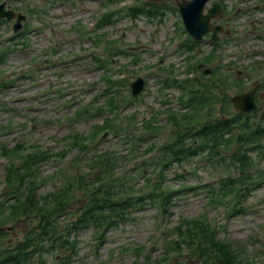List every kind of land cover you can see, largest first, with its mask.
Segmentation results:
<instances>
[{
  "label": "rangeland",
  "instance_id": "rangeland-1",
  "mask_svg": "<svg viewBox=\"0 0 264 264\" xmlns=\"http://www.w3.org/2000/svg\"><path fill=\"white\" fill-rule=\"evenodd\" d=\"M146 1L0 0L5 10L24 16L16 34L9 28L15 18L0 19V53L4 54L0 60V226H13L1 234L0 249H13L47 215L35 211L22 220L21 212H11L16 197L49 192L59 197L68 189L67 194L61 193L62 207L49 214L56 234L46 245L55 243L56 247L45 252L41 261L34 258L26 264H209L208 253L197 256L191 249H197L195 243L187 249L179 235L188 234L185 223L195 220L216 230L211 240L222 242L226 253L238 254L239 264H264V139L248 145L238 142L236 136L243 132L238 119L231 126L235 137L230 147L217 149L209 134L205 141L212 151L206 147L182 163L171 162L166 169H162L161 148L172 131V140L186 132L185 123L173 125L172 113L193 114L191 130L221 118H235L237 112L227 97L264 82V62L251 70L232 63L230 74L226 66L232 53L249 66L259 60V54L248 53L264 48V0H257V11L229 8L226 1L228 13L214 21H221L231 33L219 39L222 42L216 50L206 35L191 52L185 50L191 37L174 0L166 1L168 6L155 16L123 15L111 23L101 21L107 12ZM241 31H248V38L239 40ZM236 70H243V80H236ZM138 76L145 80L144 89L133 99L130 84ZM185 78L196 80L191 89L202 97L214 95L209 100L212 113L184 107L186 92L182 93L177 80ZM260 88L257 109L247 117L252 128L264 111ZM106 120L120 132L113 134ZM219 133L223 140L228 136L226 131ZM188 140L183 141L187 146ZM193 143L191 151L201 145ZM247 146L252 149L244 151ZM236 147L250 162L245 170L235 164ZM42 150L47 153L44 160L24 163L21 159ZM104 152L111 155L114 172L124 176L127 190L135 197L145 191L146 178L156 182L162 177L157 192L171 194L167 213L146 199L113 228L69 226L88 200L78 179L89 180V189L98 184L93 177L105 167L97 166L93 156ZM143 163H147L145 170ZM21 165L22 172L18 170ZM19 172L27 174L24 185L14 177ZM225 178L244 184H237L236 192L226 197L212 198L208 190L218 189ZM57 232L67 234L62 247ZM171 239L177 247L166 253L163 240ZM219 248L211 264L212 259H222L219 256L224 252Z\"/></svg>",
  "mask_w": 264,
  "mask_h": 264
},
{
  "label": "trees",
  "instance_id": "trees-1",
  "mask_svg": "<svg viewBox=\"0 0 264 264\" xmlns=\"http://www.w3.org/2000/svg\"><path fill=\"white\" fill-rule=\"evenodd\" d=\"M108 1L112 2L113 0ZM167 6L168 5L166 2L155 3L153 1H146L138 6L130 7L125 10L120 9L107 12L103 15L101 21H103V24L111 23L119 16L123 15H129L132 18L138 17L142 14L155 16ZM187 47H193L192 43L191 45H187ZM227 77L228 76H225V78ZM179 85L183 90L189 88L191 91L193 81L184 80ZM196 98V95L194 97L189 96L186 103L191 107H195L197 105H199L200 108L202 106H207L208 109H211L208 113L213 112L212 104L209 102L210 98H214L213 94H209L208 96L199 99ZM236 114L237 116H235V118H221L218 119L219 121L214 122L213 125H208V123H205L197 129L191 130L192 127L190 126V123L193 121V114H178L177 116V113H172L170 119H172L173 125L177 126L178 121L185 123L186 126L184 128L186 132L184 133V136L181 135L178 136V138L176 137L174 140H172L174 138L172 131L170 139L168 141H165L161 146L162 155L164 156V164L162 165V169H166L167 166L173 161L182 163V161L187 160L188 157L201 153L206 147H209L205 141L206 137L209 134H211V136L214 138V145L217 149L230 147L232 144V140L235 137L234 133L231 131V126L238 119L240 120L239 127L241 128V130H243L242 133L236 136L238 142H245L248 145L250 143L256 144L264 139V125L262 124L264 120V111L262 112L261 119L253 128L249 125L247 116L243 121H241L242 115H239L238 113ZM107 121L108 120H106L105 125L112 131L113 134H117L120 132L118 128H115V125H108L109 123ZM98 127L102 128L103 125H98ZM219 131L223 133L225 131L227 132L228 136H226L225 140H223L222 137L219 136ZM185 138L189 139V146H187V143L183 142ZM194 141H198L201 145L199 146V148L191 151L190 148L195 147L193 143ZM239 147L241 148L243 147V145H240ZM239 147H236L233 150V154L237 155L235 164L239 165L240 168L245 170V166L247 165L248 167L250 165V162L245 154H243L242 152L238 154V152L241 150ZM249 149L252 148H249V146H247L244 151H247ZM207 151L210 152L212 150L209 147ZM108 154V152H104L97 153L93 156V159H95L94 163H96L97 166L105 167V169H103L101 173L100 171H97L93 177V182L98 183L96 186H92L89 189V187H87V184L90 183L89 180L88 182H85L84 178L78 179L79 185L81 184L80 186H83L85 188V193H88V200L80 205L81 213L76 216L74 220L70 221L69 226H91L94 229H104L105 226L106 228H113L117 224H119L120 221L128 218L129 216L127 214L131 213V209L137 207L138 203H143L146 199L149 202L154 203L157 206V209H159V212L167 213V206H169L171 194L169 191H166L167 193L162 196L159 192H157V190L161 189L159 180L162 177L159 178V180H157L156 182H152L149 180V178H146V183L143 185L146 187L142 196H140V198L134 197L127 190L126 182H124L123 180L124 176L121 177L114 172L113 158L109 157L111 155ZM233 154L231 156H233ZM46 155V151L42 150L41 152L36 151L31 154L27 153L25 157L22 155L21 159L23 162L25 161L24 163H26L27 161L37 163L38 159H46ZM146 165L147 163H143V165H141L143 170H145ZM23 169L24 165H21L18 170L22 172ZM160 172H162V170ZM10 176L8 177L9 180L11 179ZM14 177H16V181H19L20 185L21 183L24 185L27 182L25 181V177H27V174H20L19 172L17 173V176L15 175ZM237 184L242 185L244 184V181L240 183L238 180L225 178L222 182L219 183L218 189H214L213 191L208 190V192L212 193V198H220L224 196L226 197L229 194L236 192ZM29 186L30 187L28 190L32 191V183H30ZM67 192V188L61 191V193L63 194H67ZM53 193L54 192H49L38 197H34V194H31L20 199L16 197V201L12 204L13 206L11 212L12 214H14L15 212H21L20 216L23 217L22 220H28L31 217V212L35 211H37V214L38 212H43L47 215L43 216L39 220V222L37 221V226L28 231L25 237H23L21 241L15 244L13 249H0V264H10L12 261L26 264L28 261H32L34 258L41 261L42 255L45 252H49L52 248L56 247L55 243H52L49 246L46 245L47 242L53 239L54 235L56 234V232L52 230L54 224L49 214H51V211L53 209H59L63 205L61 193L59 197L54 196ZM185 224L187 228L186 232H188V234L181 232L179 233V235L184 237V240H182V242L187 247V249L191 248L192 244L195 243L197 249H191L194 250L192 252L197 256H203L208 253V256L205 260H207L208 263L211 264L209 261L211 260V258H214L213 253H215V251H218V247H220L221 249L219 248V250L224 252L222 256H219L222 259H218V261L212 259L214 264H239L241 262L240 260H238V254H233L232 252L228 254L222 250V248L224 247L222 242L211 240L213 237H215L216 230L209 229L204 225L203 222H200L198 220L188 221ZM48 227H50V229H48ZM34 231H36L35 235H29V233H32ZM1 234L2 233H0V236ZM59 239H62V242L60 243V247H62V245L67 242V234L64 236L59 235ZM163 241L166 253H168L169 249L173 248L175 245L177 247V241L173 239ZM73 248L74 245L72 244V249ZM63 258H67V256ZM166 259L167 258H165V260Z\"/></svg>",
  "mask_w": 264,
  "mask_h": 264
},
{
  "label": "water",
  "instance_id": "water-1",
  "mask_svg": "<svg viewBox=\"0 0 264 264\" xmlns=\"http://www.w3.org/2000/svg\"><path fill=\"white\" fill-rule=\"evenodd\" d=\"M208 1L209 0H175L186 31L195 40H202V36L208 31H212V39H217L216 32L222 30L220 25H212L210 22V20L221 11L219 3L212 4L211 7L207 9V12L203 13L204 7ZM0 14L1 16H6L8 19L13 16V13L9 11L0 12ZM17 21H19V19ZM17 27H19V25ZM143 85L144 80L141 77L136 78V80L131 83V93L134 97H137ZM257 87L258 84L230 98L237 111L248 112L254 109V93ZM3 229H5V227H0V231Z\"/></svg>",
  "mask_w": 264,
  "mask_h": 264
}]
</instances>
